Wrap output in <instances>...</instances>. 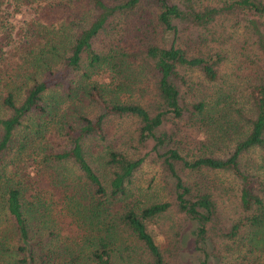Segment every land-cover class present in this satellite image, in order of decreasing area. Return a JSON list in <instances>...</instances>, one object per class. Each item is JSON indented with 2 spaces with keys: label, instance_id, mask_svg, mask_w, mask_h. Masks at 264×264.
<instances>
[{
  "label": "trees",
  "instance_id": "16d2710c",
  "mask_svg": "<svg viewBox=\"0 0 264 264\" xmlns=\"http://www.w3.org/2000/svg\"><path fill=\"white\" fill-rule=\"evenodd\" d=\"M168 211L264 264V0H0V264H180Z\"/></svg>",
  "mask_w": 264,
  "mask_h": 264
},
{
  "label": "rangeland",
  "instance_id": "374dc122",
  "mask_svg": "<svg viewBox=\"0 0 264 264\" xmlns=\"http://www.w3.org/2000/svg\"><path fill=\"white\" fill-rule=\"evenodd\" d=\"M24 16V15H22ZM21 15L19 14H13L12 16H9L7 20H11L15 22L16 20L20 19ZM204 89L206 88L204 84ZM131 98V97H126ZM134 98V97H133ZM141 99V98H140ZM135 100V98H134ZM150 101V89L148 88L145 91V94L143 95L140 102L142 103H148ZM85 112L88 113V115L95 113L96 109L90 105L84 106ZM135 122L132 120V118L129 117H121V118H111L105 123L106 127V137L111 140H116L118 144H121L123 146H129V143L127 142L128 139H130V133L134 129ZM127 143V144H126ZM150 147V144H148L144 149L148 150ZM149 151V150H148ZM151 156H148L146 161L143 163V165L140 167V173H141V179L149 177L147 173H153L156 171V164L152 162ZM142 181V180H140ZM154 191L158 189V187L154 186ZM143 190H145V187H142ZM167 197H164L163 199H166ZM229 213L233 214V211L229 208ZM173 225L175 228H177V236L176 240L178 241L179 246V263L180 264H194L196 257H195V251L192 248L191 240L192 236L190 233V225L187 223H182L181 221L176 220V215L168 211L165 213L161 219H159L156 223H153L151 225V228L153 229L154 238L157 242L164 241L165 235L163 232L168 229L169 225Z\"/></svg>",
  "mask_w": 264,
  "mask_h": 264
}]
</instances>
